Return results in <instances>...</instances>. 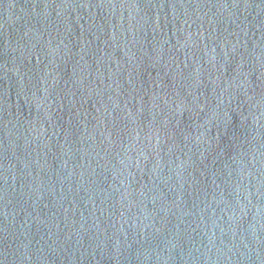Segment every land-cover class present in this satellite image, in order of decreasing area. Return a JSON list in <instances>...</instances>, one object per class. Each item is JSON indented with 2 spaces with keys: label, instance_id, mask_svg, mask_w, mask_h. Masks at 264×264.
<instances>
[{
  "label": "water",
  "instance_id": "95a60500",
  "mask_svg": "<svg viewBox=\"0 0 264 264\" xmlns=\"http://www.w3.org/2000/svg\"><path fill=\"white\" fill-rule=\"evenodd\" d=\"M0 264H264V0H0Z\"/></svg>",
  "mask_w": 264,
  "mask_h": 264
}]
</instances>
